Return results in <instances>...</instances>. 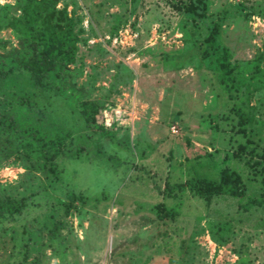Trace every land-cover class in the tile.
<instances>
[{"label":"rangeland","instance_id":"374dc122","mask_svg":"<svg viewBox=\"0 0 264 264\" xmlns=\"http://www.w3.org/2000/svg\"><path fill=\"white\" fill-rule=\"evenodd\" d=\"M179 1L57 0L82 28L66 85L82 100H105L95 125L111 137L83 141L82 123L60 95L49 105L45 95L37 99L64 122L52 126L77 131L83 152L58 157L56 178L13 158L0 166V196L27 203L4 222L0 264H233L240 247L264 264V207L241 206L264 195V87L246 97L217 90L196 55L204 44L184 40L194 26ZM20 2L0 0V53L17 44L4 25ZM208 11L224 15L219 35L231 61L245 69L262 54L264 71V0H210ZM184 52L186 60L169 63ZM16 91L0 86V111L17 105ZM222 169L240 176L243 199L206 201L177 186L217 180ZM161 206L175 216L162 217Z\"/></svg>","mask_w":264,"mask_h":264},{"label":"trees","instance_id":"16d2710c","mask_svg":"<svg viewBox=\"0 0 264 264\" xmlns=\"http://www.w3.org/2000/svg\"><path fill=\"white\" fill-rule=\"evenodd\" d=\"M209 2L210 0L178 2L177 8L194 26V29H187L188 36L184 40L193 49L204 44L200 53H196L200 57L198 62L212 75L219 92L231 96L233 92L243 89L246 97L264 87V71L260 66L263 56L256 55L245 69L233 63L231 51L219 35L224 15L213 17L208 11ZM77 24L65 7L57 8V0H21L19 15L7 18L4 26L10 27L17 44L6 53H0V86L8 89L16 84L18 101L11 109L0 111V166L13 158L22 161L26 171L43 173L48 179L56 178L59 175L58 157H73L83 152L78 143L81 137L77 131L74 133L71 128L59 129L52 126L50 123L64 122L49 114L50 107L37 108V99L42 95L47 98L46 102L54 95L63 98L64 103L74 112L73 122L82 123L85 133L83 141L94 135L111 137L109 129L102 124L95 125L101 116L105 100H82L80 96L72 95L73 85H66L82 31ZM198 29L205 33L202 35ZM0 42L5 44L1 39ZM185 54L184 52L179 58L172 57L168 61L176 64L180 59L186 60ZM21 80H26L31 88L22 84ZM49 104L50 102L47 105ZM209 116L212 118L213 115ZM177 186L181 189L188 187L206 201L218 195L239 199L245 196L240 176L227 169L219 172L217 180L193 177ZM76 198L80 196L76 197L72 193L70 200ZM26 205L22 197L16 198L10 194L0 196V232L4 230V222L19 215ZM241 206L244 209L264 207V195L249 196ZM160 211L162 217H173L177 212L174 207L163 206ZM221 225L220 228L226 226L225 223ZM49 230L54 233L55 227L52 226ZM228 230H231L230 226ZM236 253L237 260L233 264H252L247 247H240Z\"/></svg>","mask_w":264,"mask_h":264}]
</instances>
